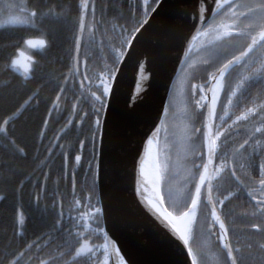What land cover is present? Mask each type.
I'll use <instances>...</instances> for the list:
<instances>
[{
	"label": "snow or ice",
	"instance_id": "obj_1",
	"mask_svg": "<svg viewBox=\"0 0 264 264\" xmlns=\"http://www.w3.org/2000/svg\"><path fill=\"white\" fill-rule=\"evenodd\" d=\"M212 3H214V7L209 10V5ZM0 7L11 11L16 6L11 3H2ZM161 7L162 0H151V2L143 0V11L139 14L135 10L131 12L134 22L130 28L126 24L114 25V35L109 38L113 42L109 45L112 65L105 66L104 70L99 73L92 72L89 75L87 53H85L83 62V73L80 70L81 49L86 43L94 41L97 31L103 23L104 12L101 11V18L98 20L95 0H79V14L72 19L73 25L76 26L73 37L75 42L74 67L69 68L64 81L66 84L69 77H72L75 82V78L80 77L81 95L77 97V100L89 102L90 97L91 103L90 111H83L80 116L81 125L83 122H88L93 115L95 119L90 120L88 123L90 136H85L84 139L79 141L81 154L75 156V163L72 165L71 193L69 194L71 199L68 201L67 209L64 205L65 196L57 194V198L53 200L51 207V213H55L52 218L51 229L44 231L47 228V223L42 222L39 225L38 234L34 233L36 239L27 243L26 248L28 251L35 248L37 252H41L43 247H47L52 242L53 233L56 234L58 242L47 258L29 257L27 264H34V260L36 264H59L63 256L67 255V251L64 250L65 246L70 247L73 241L78 245V247H75V257H87L88 264H112L113 255L117 258V264H131L130 261H126L125 256L121 255V250L116 246L115 241L105 243L103 247L104 259L100 260L97 248L90 246L89 239L86 238L91 231L89 224L96 223L97 228L95 231L98 234L103 233L105 241L109 240L107 231L99 227L98 219L104 218L105 207L104 194L102 191H98L100 152L97 149V139L99 137L101 144L103 143L106 121L101 119V111L111 106L110 97L116 92L123 63L133 55L141 37L153 26ZM240 9H243V11H240ZM20 11L28 16L31 21L30 27L35 31H41V26L47 21V27L43 29L42 33L47 39L37 41L27 39L24 41L26 46L32 48L39 46L41 49L47 50L52 47L58 39L57 24L68 19L67 15L59 16L53 13L51 9L47 12L41 11L38 6L34 7L30 13L26 9H20ZM220 13L224 15L219 21H216L215 18ZM89 16H91V19H89ZM243 21H247L244 24L245 30H240V23ZM17 22L18 18L14 16L8 20V23L11 24ZM185 22L187 21H181L179 17L177 19H161L156 21V27L162 34L179 40L182 34L181 24ZM190 22L191 27L196 29L193 39L199 36L212 37L208 42L213 56L212 63L209 66L231 54L227 45L229 43L238 44V41L234 39L235 37L250 36L251 40L238 54H231L230 59H223L219 67L208 72L207 79L203 83L192 84V97L195 101L196 111L191 114L192 126L186 130L190 133V139L193 142L189 146L192 164L188 181L189 184L194 183L195 190L192 191L188 187L181 195L176 196L169 190L165 195L161 182L166 165L155 164L151 181L153 196L148 200V204L154 210V228L162 243L175 247L183 255L184 259L179 264H189V259L190 264H202V249L194 248L192 240L195 225L199 219L198 212L203 206L205 216L202 223L206 225L209 237L214 236L216 238L220 253L223 256L221 264H264V87L256 96L251 98L253 106L245 107L239 115L235 116L231 124H227L225 121V116L229 115V106L241 102L249 103L245 93L254 84L264 86V59L260 60L258 67H251L256 62L252 59L253 54L258 50L264 52V0L239 4L234 3L233 0H200V7L191 15ZM205 25H207V28H205ZM86 33L88 34L87 41L85 39ZM101 44H103V39H101ZM18 55L22 56L23 53L18 52ZM31 63L33 65L37 64L36 61H31ZM17 64L18 61L12 59L11 66L15 68ZM234 69L240 71L233 81L232 72ZM32 70L25 69L27 72ZM65 84L58 85L61 91L57 93V99L64 92ZM85 91L88 93L87 96L84 94ZM222 94L226 95L227 104L223 103L225 95ZM197 95L199 99H195ZM8 103L7 96L0 99V106H4L6 112L9 111L7 109ZM221 106H223V116L219 115ZM133 107H135V103H133ZM168 108L169 105L165 104V114L168 112ZM72 109L78 115L82 111L79 103L73 104ZM204 109H207V115L204 117L201 126L196 127L195 119ZM51 113L52 109H49L48 117L44 118L45 128L40 130L41 137L46 134L45 130L49 125ZM14 116L15 113L6 115L3 118V123L0 124V140H3L5 145L11 148L13 157L11 161L4 165L6 171L0 177L5 181H12L23 174L20 171L23 165L19 158L21 154L24 157L27 155L25 149L17 144L15 129H9L8 127ZM217 117L221 121L219 125L215 123ZM257 117L258 120H256ZM250 120H256V122L249 125ZM73 122L69 121V124ZM239 125H244L242 130L245 132L246 138L237 143V137L233 136V130L235 129L238 134L241 131ZM159 127V124H157L156 128L152 130L153 135H158ZM196 141H199L198 145L195 143ZM221 141H223V144ZM58 142L59 136L57 140L51 143L57 144ZM89 143L91 144L92 155L88 161L87 171L93 175L94 179L88 186L87 194L81 196L77 191L75 169L76 166L82 164V153ZM229 143L236 145L230 152L227 150ZM148 144H152L151 138H149ZM60 147L63 148V145H60ZM197 148H199V151H197ZM48 151L51 154L54 149L49 148ZM62 155L65 170L64 179L67 181V170L70 164L69 153L64 152ZM257 157H259L258 164ZM93 161H96L95 165ZM216 161H219V163ZM238 161L243 162L238 164ZM245 168L249 171L244 172ZM257 170L259 173L258 179L255 176ZM197 173L198 179L196 178ZM42 175L45 178V184L41 185L37 181V187L44 191L46 190L47 180L50 179V172H42ZM225 180L230 181L235 186L236 192H229L224 195L220 191L222 182ZM147 190V184H142L138 180L135 188L136 194L143 198ZM237 193L240 195L246 194L253 209L250 213L252 222L246 225L245 228L251 232L254 243L249 242L246 248L234 246V231L229 227V223H234V221L227 215L222 218L225 202ZM35 199L36 208L41 211L39 193H37ZM189 199L190 203H188ZM57 200L59 201L58 211ZM165 205L171 207L172 211H169ZM218 205L220 206L219 209ZM66 211L67 222L69 223L67 230L64 228ZM46 213L51 214L47 206L41 211L42 221ZM21 223L23 222L21 221ZM81 229H88V231ZM16 236L17 233L14 231L12 241L0 247V264H21L25 252L18 250V246L15 244ZM45 236L48 237V240L42 246L40 241ZM236 243H239L238 238ZM63 264H70V262L63 261Z\"/></svg>",
	"mask_w": 264,
	"mask_h": 264
},
{
	"label": "trees",
	"instance_id": "obj_2",
	"mask_svg": "<svg viewBox=\"0 0 264 264\" xmlns=\"http://www.w3.org/2000/svg\"><path fill=\"white\" fill-rule=\"evenodd\" d=\"M26 3L31 9L37 6L44 12L51 9L53 13L59 16L67 15L68 19L57 24L58 39L52 47L35 53L34 61L37 64L32 66L33 70L26 77L11 67L10 63L26 39L44 36L42 33L43 29L47 27V21L41 26V31L20 26L0 28V99L7 96L9 101L7 104L9 111L6 112L5 107L0 106V124L3 123V118L6 115H12V113L17 112V109L22 108L18 116L10 121L8 127L15 129L17 144L24 148L27 154L26 157L21 154L19 158L23 165L20 169L22 175L12 181H5L0 178V247L12 241L14 231L17 235L23 231L25 238L31 239L36 237L34 233L38 234L39 225L42 222L47 223V228L44 231L51 229L52 218L55 216V213H51L53 200L57 198V194H62L63 190L66 192L62 180H57L58 175L52 176L51 173H55L52 170H48L50 179L47 180L46 190L42 191L37 187V181L40 182L43 176L42 172H45L46 167L51 163H45V161L51 160L50 156V158L46 157L53 136L51 133L66 123L64 120L66 116L64 115L70 116L72 114V105L75 102L80 103L79 105L85 110L91 108L90 97L89 102L77 100V97L81 95V88L76 78L75 82L72 77H69L66 84L64 81L69 68L73 67L75 53L73 37L76 26L73 25L72 19L79 14V0H26ZM95 3L98 20L101 18V11L104 12L103 23L100 25L94 41L86 43L80 54V59L83 61L85 60V53L88 55L89 75L92 72L99 73L104 70L105 66L112 65L109 45L113 42L109 38L114 35L113 26L126 24L130 28L134 22L131 12L134 10L137 14L142 12L140 0H95ZM85 39L86 41L88 39L87 33ZM101 39H103V44H101ZM59 84H65V88L57 99V93L61 91ZM84 94L87 96V91ZM251 104L250 100L249 103H244L245 106ZM49 109H52L50 122L45 130L46 134L41 137L40 130L45 128L43 121L44 118L48 117ZM94 119V115L90 117V120ZM254 122L255 120H250L249 125ZM71 141L75 147L79 146V137H72ZM176 141L177 136H175V143ZM175 143L171 147L165 164L163 162V166L166 165L164 186L170 187L174 196L181 195L188 187L192 190L194 186V183L189 184L188 181L190 171L183 174L188 148L186 149L181 142ZM12 158L11 148L7 147L3 140H0V177L6 171L4 165ZM52 162V168L56 172L59 169L58 172L63 173L62 161L55 159ZM52 182L59 185H54L52 188ZM37 193L40 195V210L43 211L47 206L49 213H51L50 215L46 213L43 221L41 211L36 208ZM66 198L71 199V196L68 195ZM188 203H190V199ZM64 205L67 209L68 201L66 199ZM169 208L171 209V207ZM234 217L237 223L243 221L242 212L239 208L235 210ZM65 218L67 220V211ZM94 224L93 229L97 228V224ZM89 227H93V223H90ZM99 227H101L100 221ZM81 230L84 231L85 229ZM15 244H17L16 240ZM103 244L101 243L102 248ZM51 249H54L52 243L48 244L45 250L39 253V256L41 258L46 257ZM74 251L75 249L72 248L69 254L74 253ZM202 264H219V262L206 257L202 259Z\"/></svg>",
	"mask_w": 264,
	"mask_h": 264
},
{
	"label": "water",
	"instance_id": "obj_3",
	"mask_svg": "<svg viewBox=\"0 0 264 264\" xmlns=\"http://www.w3.org/2000/svg\"><path fill=\"white\" fill-rule=\"evenodd\" d=\"M199 7L200 0H162L153 26L123 63L111 106L103 111V143L98 138L97 145L98 191L104 194L105 207L102 225L109 237L106 243L115 241L131 264H179L184 259L178 249L162 243L156 234L154 210L148 204L153 196L154 168L148 163V152L155 145L157 164L159 133L153 135L152 130L161 125L173 79L198 39L192 38L196 29L191 27L190 18ZM212 7L214 3L209 10ZM178 17L187 21L181 24L179 40L156 27V21ZM138 180L148 186L143 198L135 192ZM112 264H117L115 255Z\"/></svg>",
	"mask_w": 264,
	"mask_h": 264
},
{
	"label": "flooded vegetation",
	"instance_id": "obj_4",
	"mask_svg": "<svg viewBox=\"0 0 264 264\" xmlns=\"http://www.w3.org/2000/svg\"><path fill=\"white\" fill-rule=\"evenodd\" d=\"M256 2V0H238L237 4L239 3H254ZM240 11H243V9H240ZM245 23H247V21H243ZM244 23V24H245ZM242 22L240 23V30H245L244 26H242ZM207 39L206 45H208V42L212 39L211 36L209 37H204L201 36L200 40L203 41ZM235 40L238 41V44H232L229 43L227 46L229 48V52L231 54H238L239 51H242L243 48H245L247 46V44L249 43V41L251 40V37H235ZM200 45V44H199ZM199 45L196 46L195 50L191 53L190 57L188 58V61L186 60L184 62V65L180 68L177 76L180 75V78L178 79V81L175 82L174 80V88L171 89L170 91V96L168 98V102L167 104L169 105L168 108V112L164 115V120L170 121L171 123L176 124V128L179 127L180 131L184 132V133H189L187 132V128L192 126V119H191V114L193 112L196 111L195 109V101L192 97V84H201L203 83L206 79H207V74L208 72L214 71V69L216 67H219V64L223 62V59H230L231 58V54L224 57L223 59H221L219 62L212 64V66H209V64L212 63L213 60V56H212V49L210 48L209 50H203L200 52V48ZM252 59H254L256 62L253 63L251 65V67L256 68L259 66V62L261 59H264V52H261L260 50H258L256 53L253 54ZM206 61L208 62L206 64ZM239 69H234L232 72V79L233 81L235 80V78L237 77V74L239 73ZM81 73H83V70L81 69ZM176 76V78H177ZM80 77H78V81H79ZM86 83V82H85ZM80 85V82H79ZM262 85L260 84H254L250 89H249V93H245V96L248 99H251L252 97L256 96L258 92L261 91L262 89ZM95 90V89H93ZM225 95V94H222ZM195 99H199V96L197 95L195 97ZM224 101H226L225 104H227V99H226V95L224 98ZM80 109L82 110L81 113L75 114L72 110V115L66 116L64 118V120L68 121L71 118V121H74V124H69L67 128H64V126L68 123L66 122L65 124H63L62 126L58 127L53 133H51L52 141L57 140V137L59 136V142L57 144H52L50 142L49 148H53L54 151L50 154L49 153V148L47 150V156L46 157H51L50 161H45V163L51 162L47 167H46V171L48 172V170H52L55 173H51L52 176L58 175L57 176V180H62V184L64 186V188L66 189L63 190L62 194L65 196V199L67 201L70 200V198H66L69 195V192H71V177H72V173H73V167L72 165H74L75 163V156L77 154H81L80 151V146L75 147L71 141L72 137H79V139H84L85 136H90V133L88 131V123L90 122V120L86 123H82L81 125V121H80V116L83 114V111H90V110H84V108L82 106H79ZM223 107V106H221ZM239 104L236 105L234 104L233 106H229L228 107V116H225V121L227 124H231V114H236L239 115L240 113H238L239 111ZM207 114V109H204L202 113H199L197 118L195 119V126L196 127H200L204 117ZM230 117V118H229ZM235 119V117H234ZM215 123L218 125V123L216 122L215 119ZM81 125V126H78ZM178 125V126H177ZM241 131H239V133L237 134V131L234 129L233 130V136L237 137V143L242 142V140L244 138H246V134L245 132L242 130L244 128V125H239L238 126ZM57 132V133H56ZM175 143V142H174ZM192 140H187L186 141V146L188 148V152L187 155L185 157L184 163H185V170L183 174H187L190 169H191V164H192V159H191V152L189 151V146L192 144ZM197 145L199 144V141L195 142ZM221 143L223 144V141H221ZM60 145H63V148L60 147ZM236 145L233 143H229L227 150L230 152L231 149L233 147H235ZM171 150V148H168ZM197 151H199V148H197ZM64 152H68L69 153V160H70V164L67 170V181H65L64 176H65V171H64V162H63V155L62 153ZM91 144L89 143L87 145V147L83 150L82 153V164L80 166H76L75 169V175H76V181H77V191L78 194L81 196H84L87 194V189L86 187H88L94 177L91 173H89L87 171L88 169V161L89 159H91ZM58 159L61 160L63 163V173L58 172L59 169H57V172L52 168L53 165V160ZM199 162V161H197ZM217 163H219V161H216ZM243 161H238L239 163H242ZM259 162V157H257V164ZM95 163V161H93V164ZM163 166V164H161ZM244 172L249 171V169L245 168L243 170ZM51 176V179H52ZM165 176V175H164ZM164 176H163V183H164ZM256 178H259V173L258 170L255 173ZM197 179H198V174H197ZM41 185L45 184V178L44 176H42V178L40 179ZM54 185H59L58 183H53L52 182V188ZM51 188V191H52ZM81 189H83V191H81ZM193 191L195 190V185L193 186ZM220 191L224 194L227 195L229 192H236L235 186L228 180H225L222 182V187L220 189ZM55 193V192H54ZM214 194H215V189H214ZM52 195V193H51ZM58 200H57V204H58ZM52 207V206H51ZM219 205H218V209H219ZM239 208L242 212V216H243V221L237 223L236 219L234 217L235 214V210ZM58 207H57V211H58ZM253 211L252 207L249 204V198L247 197V195H240V194H236L234 197L230 198L229 201L225 202V206L223 207V213H222V218L227 215L229 217H231V220L234 221V223H229V227L230 229H232L234 231V235H233V244L234 246H238L241 248H246V245L249 242H253L254 243V239L252 238V234L250 231L246 230L245 226L249 225L252 222V218L250 216V213ZM204 216H205V210L203 208V206H201V209L198 212V221L195 225V232H194V238L192 240V246L194 248H200L202 249L203 255L201 257V259H204L206 257H210L213 258L215 260H217L218 262H221L223 260V256L220 253L219 250V246L216 242V238L213 237H209L208 232L206 230V225L202 223V221L204 220ZM209 218H210V210H209ZM227 223V221H226ZM95 227V224L93 223V227H89V229L91 230L89 232V236L86 237L89 239L90 242V246L94 245L97 248V252L99 254L100 260L104 259V255H103V250L101 247V243H102V237L101 234L97 233L95 229H93ZM64 228L65 230H67L69 228V223L67 222L66 218H65V224H64ZM84 231H88V229H85ZM219 231L218 226H217V232ZM63 235V234H61ZM237 238L239 240V243L237 244ZM35 238H31V239H27L24 236V232L20 231L18 233V235L16 236V242H17V246H18V250L19 251H24L25 252V256L21 259V264H27L29 257H40L39 253L37 252L35 248H33L31 251H28L26 248L27 243L35 240ZM48 240V237L45 236L43 240L40 241L41 245L43 246L45 244V241ZM58 242L57 238H56V234L53 233V240H52V244L55 248V244ZM193 242H195V245L193 244ZM49 243V244H51ZM75 247H78L77 244H75V242L73 241L71 243V246L69 247L68 245L65 246V251H67V255L63 256L62 260L59 262V264H63V261H69L70 264H87L88 260L87 257H75L73 253L69 252L71 251L72 248L75 249ZM46 247L42 248V251L45 250ZM54 249H51V252ZM41 251V252H42ZM50 252V253H51ZM58 254V252H57ZM73 255V256H72ZM47 254L46 257L47 258ZM41 258V257H40ZM34 264H36L35 260H34ZM221 264V263H220Z\"/></svg>",
	"mask_w": 264,
	"mask_h": 264
},
{
	"label": "rangeland",
	"instance_id": "obj_5",
	"mask_svg": "<svg viewBox=\"0 0 264 264\" xmlns=\"http://www.w3.org/2000/svg\"><path fill=\"white\" fill-rule=\"evenodd\" d=\"M2 3H11L16 7L13 8L11 11H7L3 7H0V28L8 27V26L30 27L31 21L29 20L28 16L25 15L24 12L20 11V9H26L27 12L29 13L31 12L32 9L27 5L26 0H0V4ZM13 16L18 18V22L15 24L8 23L9 18ZM28 39L37 41L46 38L44 36H38ZM43 50L44 49H41L39 46H37L36 48H32L30 46H26L25 43H23L22 47L18 50V52H22L23 55L22 56L18 55L17 52L16 55L12 58L18 61V64L16 65L15 69L21 72V74L24 77L28 76L30 72L25 71V69L26 68L32 69L33 64L31 63V61H34L35 53L41 52ZM179 78L180 75L177 76L175 82L178 81ZM171 131H172L171 129H168L163 133V135L166 134L165 139L170 138L169 133Z\"/></svg>",
	"mask_w": 264,
	"mask_h": 264
},
{
	"label": "bare ground",
	"instance_id": "obj_6",
	"mask_svg": "<svg viewBox=\"0 0 264 264\" xmlns=\"http://www.w3.org/2000/svg\"><path fill=\"white\" fill-rule=\"evenodd\" d=\"M173 88H174V85H172V88H171V89H173ZM185 139H186V140H190V134H189V135H186ZM174 142H175V139H174L173 137H170V138L164 139V140L162 141V147H163L164 149L171 148V147L173 146ZM196 142H197V141H196ZM148 157H149V161H148V163H149V164H152V165L155 166V161H156V147H155V145H153V144H152L151 148L149 149ZM162 187L164 188V193H165V194H167V192H168L169 190H171V192H172V189H171L170 187H168V186H164V185H163ZM193 244L195 245V242H193Z\"/></svg>",
	"mask_w": 264,
	"mask_h": 264
}]
</instances>
